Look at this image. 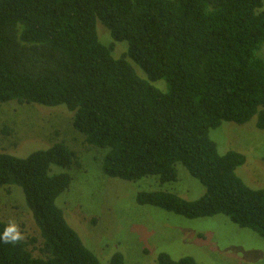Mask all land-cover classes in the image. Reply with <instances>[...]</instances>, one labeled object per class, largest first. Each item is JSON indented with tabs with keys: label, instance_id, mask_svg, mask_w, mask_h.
Segmentation results:
<instances>
[{
	"label": "trees",
	"instance_id": "obj_1",
	"mask_svg": "<svg viewBox=\"0 0 264 264\" xmlns=\"http://www.w3.org/2000/svg\"><path fill=\"white\" fill-rule=\"evenodd\" d=\"M263 3L0 0V103L64 105L88 148L103 152L109 177L175 182L181 163L204 187L201 197L151 190L139 192L137 203L187 218L223 214L264 240V189L236 174L243 153H220L210 138L223 121L255 117L264 130ZM97 22L109 31L108 45L98 38ZM120 41L128 47L116 58ZM160 79L166 92L151 83ZM53 166L80 165L63 141L24 157L0 151V187L21 188L41 237L37 247L35 237L0 242V264H124L120 252L101 262L68 224L56 199L72 177ZM6 224L0 219V232ZM157 263L199 264L164 252Z\"/></svg>",
	"mask_w": 264,
	"mask_h": 264
},
{
	"label": "rangeland",
	"instance_id": "obj_2",
	"mask_svg": "<svg viewBox=\"0 0 264 264\" xmlns=\"http://www.w3.org/2000/svg\"><path fill=\"white\" fill-rule=\"evenodd\" d=\"M96 26L99 40L108 45L112 41L108 29L100 22ZM127 47L126 41L115 42L112 55L120 57ZM127 60L138 76L147 79L133 60ZM151 83L167 91L164 80ZM72 116L64 105L46 107L13 100L0 103V151L24 157L63 141L76 152L80 166H53L72 177L56 203L63 209L68 224L101 262L106 263L115 252H120L124 264H158L157 256L164 252L175 260L191 256L199 264H264V240L223 214L187 218L137 203L139 192L151 190L175 192L187 200L201 197L204 187L181 163L176 165L175 182L161 184L156 176L136 181L109 177L102 171L103 152L88 148L73 127ZM255 119L245 124L223 121L210 130V138L220 153H243L246 160L236 168V174L248 186L264 189V130L257 128ZM0 219L18 223L24 239H37L34 247L41 242L20 187H0ZM32 252L38 254L36 249Z\"/></svg>",
	"mask_w": 264,
	"mask_h": 264
},
{
	"label": "clouds",
	"instance_id": "obj_3",
	"mask_svg": "<svg viewBox=\"0 0 264 264\" xmlns=\"http://www.w3.org/2000/svg\"><path fill=\"white\" fill-rule=\"evenodd\" d=\"M24 240V234L20 230V226L14 220L9 222L4 227L3 231L0 232V242L9 245H16Z\"/></svg>",
	"mask_w": 264,
	"mask_h": 264
}]
</instances>
